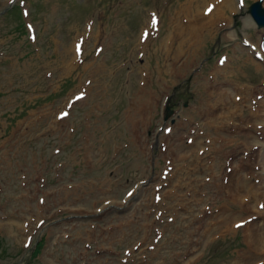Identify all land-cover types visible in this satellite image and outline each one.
<instances>
[{
    "label": "rangeland",
    "instance_id": "1",
    "mask_svg": "<svg viewBox=\"0 0 264 264\" xmlns=\"http://www.w3.org/2000/svg\"><path fill=\"white\" fill-rule=\"evenodd\" d=\"M184 1L0 0V264H264L228 197L264 189V27L233 0L175 59Z\"/></svg>",
    "mask_w": 264,
    "mask_h": 264
},
{
    "label": "bare ground",
    "instance_id": "2",
    "mask_svg": "<svg viewBox=\"0 0 264 264\" xmlns=\"http://www.w3.org/2000/svg\"><path fill=\"white\" fill-rule=\"evenodd\" d=\"M204 1L205 0H185L180 5V8L177 10V13L175 14V16H176L175 21H174V22H176V24H174L173 28H171L169 30V32L167 33V36H166L170 39V41L165 43L166 46H173V48L175 50L172 58L178 59V57L181 56L182 52H185V51H188L189 54L195 53V49H197L199 47V43L202 40V37L205 34H209L210 29H212L216 25L217 22H221V21L226 22L228 20L229 15L227 14L226 8L233 9V7H234L233 0H208V2H205V6L203 8H201L202 3ZM193 2H195V4H193ZM246 20L250 24H254L251 17L247 16ZM151 23L153 24V18L151 20ZM152 24L147 22L146 26L143 28L142 32L138 36V39L142 42L143 45L148 40H150L152 37V35H151L152 29H153ZM260 52L264 56V48L262 50H260ZM239 83H241V85L243 84L242 82H239ZM237 86H240V85L238 84ZM217 89H214L213 91H216ZM209 92L210 91H208V96H210ZM224 97H225V99L227 98L226 91H224ZM254 98L256 99V97H254ZM206 99L208 100L207 97H206ZM228 103L229 102H227V104ZM223 105H224V107H226L225 103H223ZM262 105H263L262 103H260L259 105H255V108H253L251 110V112H253V113L257 112L258 109ZM215 110H216V108H213V110H212L213 115L210 118V120L208 121V123H211L210 126L214 125L213 135L221 136L223 134H219L217 132V130H219L218 128L229 127L228 123L230 121H227L228 122L227 123L226 122L227 118H225V116L223 114H220L221 112L216 114ZM229 112L234 113V111H232V110H230ZM263 115H264V110L260 113V116H263ZM253 123L256 126H258L259 124H262V123L264 124V118H261V119L257 118V119H255V121ZM262 130H264V127L262 128ZM227 136L229 137V140H234L233 139V137H235L234 134H229ZM259 144L264 145V141H260ZM260 151H264V150H260ZM261 153H263V152H261ZM260 161L263 163L264 154L260 156ZM244 179H245L244 174L240 175V177L238 176V178L236 179L237 183H235V186H237V188L235 189V192H233L232 196H228L229 198H231L230 203L233 205H238L240 210H244L246 208V205L248 204V202L251 201V199H253L257 196L264 197L263 186L259 185V183H245ZM261 189L263 190V192L261 191ZM237 191H241L242 193L239 195ZM260 202H263V200L262 199L258 200L256 204L261 206ZM253 214L257 215L259 217V221H260V218L262 216L264 217V205L261 209L257 208ZM246 218L247 217L244 216V217L233 219L234 221H233L232 227H234V223L236 221L239 224L243 223L244 228L250 227L251 223L246 222ZM255 225H258V224H255ZM217 226H218V228L215 231L220 229L221 224L220 223L216 224L215 227H217ZM245 234L247 236V239H249V240H252V239L255 240V239L262 238V236H260V238L255 237V236H253L252 233L245 232ZM248 246H250V244ZM257 249H258L259 255L264 254V245L263 244L258 245ZM263 258H264V256H263ZM261 264H263V262Z\"/></svg>",
    "mask_w": 264,
    "mask_h": 264
},
{
    "label": "water",
    "instance_id": "3",
    "mask_svg": "<svg viewBox=\"0 0 264 264\" xmlns=\"http://www.w3.org/2000/svg\"><path fill=\"white\" fill-rule=\"evenodd\" d=\"M248 11L259 27L264 26V6L262 5V0L252 2L249 5Z\"/></svg>",
    "mask_w": 264,
    "mask_h": 264
},
{
    "label": "snow or ice",
    "instance_id": "4",
    "mask_svg": "<svg viewBox=\"0 0 264 264\" xmlns=\"http://www.w3.org/2000/svg\"><path fill=\"white\" fill-rule=\"evenodd\" d=\"M21 2H23V0H21ZM76 97H74V99H75ZM61 115H64V113H61ZM242 223V222H241Z\"/></svg>",
    "mask_w": 264,
    "mask_h": 264
}]
</instances>
